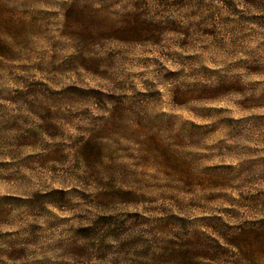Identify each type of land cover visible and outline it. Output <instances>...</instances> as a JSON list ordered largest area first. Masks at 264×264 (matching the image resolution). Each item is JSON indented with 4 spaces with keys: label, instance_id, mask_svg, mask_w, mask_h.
<instances>
[{
    "label": "rangeland",
    "instance_id": "rangeland-1",
    "mask_svg": "<svg viewBox=\"0 0 264 264\" xmlns=\"http://www.w3.org/2000/svg\"><path fill=\"white\" fill-rule=\"evenodd\" d=\"M195 234L264 264V0H0V264H181Z\"/></svg>",
    "mask_w": 264,
    "mask_h": 264
},
{
    "label": "trees",
    "instance_id": "trees-1",
    "mask_svg": "<svg viewBox=\"0 0 264 264\" xmlns=\"http://www.w3.org/2000/svg\"><path fill=\"white\" fill-rule=\"evenodd\" d=\"M72 12H69V17ZM226 243L233 245L248 256H255L263 248V241L260 238L258 228H244L236 231L230 236H227ZM188 250L186 252H177L178 257L182 258L185 262L181 264H198L197 259L202 257L208 258L212 261L216 260L217 253H213L210 242L204 240L199 234L192 235L187 238Z\"/></svg>",
    "mask_w": 264,
    "mask_h": 264
}]
</instances>
